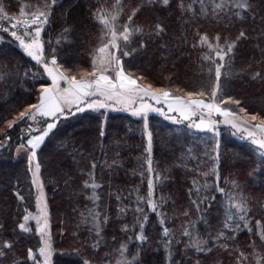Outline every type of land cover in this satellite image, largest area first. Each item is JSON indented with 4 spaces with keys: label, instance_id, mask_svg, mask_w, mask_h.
I'll use <instances>...</instances> for the list:
<instances>
[{
    "label": "snow or ice",
    "instance_id": "6c2138e0",
    "mask_svg": "<svg viewBox=\"0 0 264 264\" xmlns=\"http://www.w3.org/2000/svg\"><path fill=\"white\" fill-rule=\"evenodd\" d=\"M10 8L0 0V82L15 75L17 82L33 83L34 87L27 91L34 94V101H22L14 114L10 112L11 119L3 118L0 151L14 149L18 158H24V175L29 180L27 197L34 195L36 210L25 206L12 217L7 215L12 211L10 207L0 210L4 213L0 218V262L55 264L58 250L52 237L49 198L42 176L44 161L52 165L53 175L63 179L64 188L72 190L70 198L83 196L91 204L79 212L77 226L83 225L87 235L76 242L96 253L110 242L118 243L115 251L119 258L115 264H141L142 246L152 243L145 234L146 226L153 223L149 213L157 217L156 251L163 249L155 264H223L216 254L233 252V245L245 230L251 251L235 249V264H253L249 255L254 264H264V203L245 192L246 184L229 178L240 173L228 171L231 161H225L220 140L221 129L226 128L248 141L255 157L250 163L258 167H252L245 175L264 176V115L249 112L241 99L231 94V85L237 79L245 86L258 84L264 91V0H25L15 12ZM177 12L174 25L172 17ZM204 20L214 21L215 30L209 31L201 23ZM248 20L252 23L247 27L231 31L237 22L244 25ZM246 41H254L247 60L243 57ZM150 44L156 45L161 59L174 57L175 71L163 78L164 86L146 83L144 75L131 71L130 61L146 53ZM83 45H88V67H65L61 61ZM16 52L23 59L17 58L11 68L2 63ZM181 59H187L183 82L194 90L173 86V79L180 77L177 64ZM8 99L0 101L7 103ZM117 109L130 112L142 122V152L136 159L142 169L138 174L140 182H146L147 192L140 195L139 187L114 191L113 183L108 182L105 201L98 191L104 185L97 182V168L107 169L111 181L119 176L123 159L97 160L95 144L86 149L88 139H77L75 133L69 135L63 129L69 118L77 120L81 113L95 112L99 113L97 120L103 118L98 139H106L103 124L107 113ZM151 113L185 130L182 151L175 158L179 163L173 165L186 174L182 197L172 199L175 193L157 195L170 182V175L165 173L171 168L161 169L155 160L154 141L163 138L158 131L154 135ZM109 147L123 148L124 144L112 143ZM107 150L100 145L102 156ZM88 157L92 159L85 164ZM222 171H228V175H222ZM76 175L87 179L78 184ZM51 182L59 188V179ZM9 183L17 204H27L19 180ZM260 183L264 185V180ZM113 195L115 218L110 216ZM124 199H128V204H123ZM177 201L182 210H177ZM129 212L131 221L120 225V233L126 239L118 241L113 236L109 241L104 235L106 226L113 220L127 219ZM256 216L260 219L254 220ZM33 233L38 237L37 243L26 247L21 255L17 245L26 234ZM134 242L133 250L130 245ZM74 251L78 255L80 249ZM60 254L64 251L60 250ZM109 256L105 253L94 259L98 264H111ZM81 264H93V260L83 259Z\"/></svg>",
    "mask_w": 264,
    "mask_h": 264
},
{
    "label": "trees",
    "instance_id": "16d2710c",
    "mask_svg": "<svg viewBox=\"0 0 264 264\" xmlns=\"http://www.w3.org/2000/svg\"><path fill=\"white\" fill-rule=\"evenodd\" d=\"M6 5H10V10L15 12L19 4L25 2V0H3ZM130 2V0H129ZM179 15L177 12L176 15L172 17L173 24L176 23V17ZM202 24L209 30L213 31L216 28L215 22L211 20L201 21ZM252 23L251 20H248L244 25L236 23V26L231 29L233 33L239 27H247L248 24ZM258 24L259 21L257 20ZM54 28H58V25H54ZM191 36V31L189 32ZM167 39V37L165 38ZM159 44V41L157 42ZM254 41L245 42V51L243 57L245 60L253 52L252 44ZM136 46V44H135ZM133 46V47H135ZM88 45H83L80 48L70 51L68 53V59L62 60L61 63L65 67H72L73 64L81 65L84 68L88 67V61L86 58V52ZM200 50H197V54ZM23 59L20 56L19 52L13 53L11 58H5L2 63L9 65V68L14 66L16 59ZM257 59L259 55L257 54ZM174 57H169L167 60L161 59V53L156 50V45H149L148 51L137 55L131 63V71L134 73L142 74L146 77V81L153 83L154 86H164L163 78L167 77L170 73L174 72L175 69L172 67ZM129 63V62H128ZM187 63V59H181L177 68L180 69L179 79H173V86L179 85L180 88L188 91L194 90L190 84H186L183 81L185 80L184 76V65ZM194 67V66H193ZM2 71H7L3 69ZM191 76V70L188 73ZM161 81L158 83L157 81ZM50 82V81H49ZM34 87V84L28 81H19L17 82L16 76H10L6 80L0 82V98L10 97L7 100V103L0 101V127L3 126V118L7 117L11 119V114H14V109L21 106L22 101L31 103L34 101V94L29 95L27 90H31ZM233 91L231 92L235 98L241 99L242 106L248 108L249 112H260L261 115H264V91L260 90V85L250 84L245 86L244 82L240 79L235 80L231 85ZM11 112V114H10ZM99 116V113L95 112H86L78 115L77 120H72L69 118V121L66 122V127L63 131L72 135L75 133L77 139H88L90 144L85 145L86 149H90L91 144L97 146V151L95 153V158L97 160L107 159L109 162L113 159H123V167L119 169V176L110 181L111 173L107 170H101L97 168L96 179L97 182L104 185L100 190V194L105 201L108 200V197L104 195L109 189L106 184L108 182L113 183L114 191H123L127 192L129 188H140V195H145L147 192L146 182L141 184L139 172L142 170L140 168L139 161L136 157L141 155L142 149L141 145V136H140V127L142 122L138 117L132 116L128 112L124 111H108L106 123L103 124V129L107 134L106 139H98L99 132L98 127L101 125V120H97L96 117ZM149 121L151 125H154V135L158 131L160 133L159 137L154 141V157L155 160L159 162V167L161 169L171 168L170 172L165 174L170 175L171 180L163 188L159 189L158 193L163 194L166 197L172 193H175V196H172V199L176 197L183 196V189L186 186L182 183L185 177V171L181 168L175 167L173 165L178 164L179 161L175 158L179 156L182 151L181 144L186 139L185 130L181 126H177L174 122L167 121L157 113H152L149 116ZM14 136V133H10ZM3 137L0 136V139ZM197 141L199 137L195 138ZM220 140L222 144V149L226 153L224 155L225 161H231V164L228 166V171H239L240 175L230 176L232 178L239 179L243 184H246L247 187L244 189L247 194H252L260 199L264 203V185H261L260 181L264 180V176L254 174L251 177H246V173L251 171L252 167H258L251 165V159L255 158L252 153V148L250 147L249 142L240 140L233 136L226 128L221 130ZM17 143L19 141H16ZM120 144L123 143V148L118 147H109L110 144ZM103 144L108 150L106 156H102L100 153V145ZM116 153L119 155L117 156ZM243 157V159H240ZM92 157L85 159L84 163L87 164L88 160ZM25 160L24 158L17 157L15 155V150H3L0 151V210L5 207H10L12 211L8 212L9 217L20 214L23 207H29L31 210L34 209L35 199L34 195L31 199H28L27 192L29 190V180L26 175H24L25 169ZM62 167H67V165H62ZM224 166H222L223 168ZM75 169V166L73 165ZM228 171H222V175H228ZM135 173V175L133 174ZM190 175V173H189ZM42 176L45 180V189L49 198L50 211L52 217V230L54 234V246L58 250L54 255L55 264H81L83 259L93 260V264H98L94 259L96 255L104 256L105 253H109V259L111 264H115V260L118 259V253L115 251L118 247V243H109L107 248L102 247L98 253L93 252L91 248H84L82 244L77 243V239H83L87 235V229L83 226H77L79 212L84 208L85 205L91 207V204L84 199L83 196H72L70 198L71 189L64 188V181L62 178H59L52 173V165L46 164L42 161ZM17 179L19 180L21 187V194L26 196L28 200L27 204H17V198L12 190V184L16 183ZM59 179L60 184L59 188L53 184L51 181ZM76 182L78 184L82 183L84 179H87L86 176L76 175ZM119 185V188L115 186ZM222 186L224 184L222 183ZM79 191V189H76ZM134 199V197H133ZM128 199L123 200V204H128ZM180 201H177V210H182L180 207ZM171 208V205L169 206ZM215 212L216 210L213 209ZM116 200L113 195L110 201V216L112 218L116 217ZM4 213L0 211V218H3ZM132 218V213L129 212L127 219L115 221L109 223L106 226L104 235L111 240V237L116 236L118 241H123L126 237L122 236L120 233V225L123 223H129ZM149 219L153 223L146 226V235L152 238V243L145 244L142 246V262L141 264H155L156 261L160 260L163 255V249L156 251L158 245L156 244V237L154 233L159 229L155 226L157 217L155 214L149 213ZM260 217H254V220H259ZM11 223V220H9ZM179 224L180 221H177ZM171 226V225H170ZM253 227L255 224L253 222ZM63 229V234L61 230ZM138 230V229H137ZM38 237L33 233L31 236H26L23 238L22 243L17 245V250L21 255L25 254L26 247H31L32 244L37 243ZM248 235L246 230L240 234L239 241L237 244L233 245L234 251L231 253H218L216 254L217 259L223 261V264H235V256L238 255V252L235 249L249 253L251 250L247 247L248 244ZM91 240L89 241V244ZM38 246V245H37ZM136 243L130 245V249H135ZM74 249H80L79 254L74 251ZM60 250L64 251V254H60ZM264 251V250H262ZM12 253H9L11 258ZM248 260L253 261L251 255L248 256ZM0 264H7V262H0Z\"/></svg>",
    "mask_w": 264,
    "mask_h": 264
},
{
    "label": "rangeland",
    "instance_id": "374dc122",
    "mask_svg": "<svg viewBox=\"0 0 264 264\" xmlns=\"http://www.w3.org/2000/svg\"><path fill=\"white\" fill-rule=\"evenodd\" d=\"M135 41H133V44H132V46H135ZM126 63H128V61H126ZM145 82L146 83H149L148 81H146L145 80ZM110 111H124V112H127V111H125V110H123V109H117V110H110ZM128 113H130V112H128ZM131 114V113H130ZM152 114V113H151ZM150 114V115H151ZM132 115V114H131ZM223 129V128H222ZM221 129V130H222ZM233 135V134H232ZM233 136H235L236 138H238V139H240V140H243V141H246L244 138H242V137H240V136H238V135H233ZM248 142V141H247ZM230 179H231V177H229ZM221 186H222V184H221ZM223 187V186H222ZM46 190V189H45ZM157 195H159V193H157ZM48 196V195H47ZM48 203H49V199H48ZM49 206H50V203H49ZM36 209H35V206H34V209L32 210V211H35ZM33 224H34V222H32ZM51 232H52V237H53V241L55 240V238H54V234H53V230H52V219H51Z\"/></svg>",
    "mask_w": 264,
    "mask_h": 264
}]
</instances>
